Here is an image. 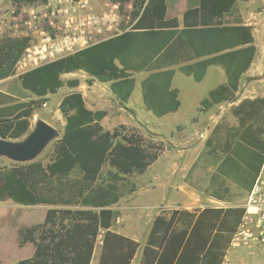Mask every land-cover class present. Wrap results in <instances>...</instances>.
Wrapping results in <instances>:
<instances>
[{"label": "trees", "instance_id": "trees-1", "mask_svg": "<svg viewBox=\"0 0 264 264\" xmlns=\"http://www.w3.org/2000/svg\"><path fill=\"white\" fill-rule=\"evenodd\" d=\"M167 1L135 0L129 29L25 72L19 76L21 87L45 97L64 84L63 74L84 71L108 82L114 97L124 103L134 88L132 72L145 70L149 73L140 83L143 104L153 115L162 116L180 106L178 91L171 86L174 66L200 81L209 65H219L226 82L209 90L199 109L235 101L256 45L250 25L240 17L227 22L225 16L235 13L238 1L249 0H186L181 20L166 17ZM24 46L22 40L0 41V79L13 74ZM66 84L75 87L79 81L71 79ZM34 108L32 102L0 105V138L16 140L26 135ZM59 109L65 123L50 160L39 177L31 182L23 178L25 188L13 200L23 204L74 200L78 207H49L41 222L20 227L17 243H31L33 253L10 264H90L102 229L98 264H131L140 245L110 230L115 212L109 206L121 197L122 175L143 172L157 159L161 147L134 130L105 129L101 120L106 112L87 108L80 91L63 96ZM234 110L237 125L219 140L224 157L217 170L249 191L264 161V129L260 128L264 97L244 99ZM106 164L110 169L102 178ZM75 167L81 176L69 179ZM244 214L245 207L240 205L160 210L151 222L138 264H222Z\"/></svg>", "mask_w": 264, "mask_h": 264}, {"label": "rangeland", "instance_id": "rangeland-1", "mask_svg": "<svg viewBox=\"0 0 264 264\" xmlns=\"http://www.w3.org/2000/svg\"><path fill=\"white\" fill-rule=\"evenodd\" d=\"M174 2L175 0H168V15L181 18L183 8L175 6ZM6 5L20 6L21 3L3 0L0 5V12ZM235 10L234 14L225 16V21L234 22L237 17H240L242 22L252 27L256 45V54L252 64L255 69L252 72L253 76H246L241 79L235 93V101L222 102L208 110H203L202 114H198L194 119H190L191 122L192 120L196 121L194 127L191 124L183 126L173 124L169 126L162 118L152 116L142 106L137 91L139 90L140 81L149 73L145 70L132 72V77L135 80L134 88L129 100L124 103H120L114 97L108 82L97 81L84 71L63 74L61 78L64 84L56 93L47 94L45 97H38L22 88L19 77L10 75L0 79V105L22 102L33 103L35 108L29 118V130L33 128L37 119H41L56 128L61 134L65 119L59 109L60 101L66 94L80 91L88 108L98 110L102 107L106 111V116L102 119V125L105 129L111 131L114 128L119 131H123V129L134 130L159 143L161 149L152 165L143 172L122 175V179L118 182L121 197L115 204L109 206L115 212L110 230H119L130 234L140 243L135 258L136 261L140 257L152 217L159 209L158 206L166 203L167 200L170 201V198L173 203L187 208L246 206L247 192L241 188L239 182L232 180L233 178L225 177L217 170L221 158L224 157L220 150L223 143L219 140L231 126L237 125L234 109L240 101L264 97V0L238 1ZM179 75L181 74L177 72L175 77L179 88H190L191 86L182 81ZM71 79H78L79 84L75 87L68 86L66 81ZM210 86H212V82L206 80L197 88V95L206 96V89ZM183 103V111H186V115L191 113L193 110L189 108V104ZM174 119L184 122L187 118L178 115ZM260 128L264 129V121ZM24 136L25 134L19 139ZM261 137L264 139V133L261 134ZM56 139L48 143L37 157L31 161L16 162L6 157H0V264H10L27 257L29 249L27 247L32 245L27 243L19 246L17 243V230L20 227L41 222L49 207H78L74 204V200L66 204H23L13 200V197L25 188L23 178H28L31 182L40 176L41 169L52 156ZM170 161H173L175 165L170 171L166 172V165ZM184 161H191V164L183 165ZM109 169L110 167L107 164L104 165L100 177L107 178ZM10 173H15V176L8 178L7 176ZM81 173L79 168L77 172L72 170L68 178H79ZM153 175H156L157 178H154ZM212 175H217L216 181L219 182L218 184L212 180ZM163 183L176 187L178 190V186H180L179 195L175 190L170 189L165 192L164 201L160 193V200L151 202L153 199H148L147 192H156L158 188L163 186ZM214 193L222 199L213 198ZM194 196L197 198L194 199ZM152 205L157 206L153 207ZM103 231L102 229L100 232L101 236ZM108 235L109 233L107 239ZM231 248L234 252L242 254L243 259L241 262L233 260L230 264H264V245H231Z\"/></svg>", "mask_w": 264, "mask_h": 264}, {"label": "built area", "instance_id": "built-area-1", "mask_svg": "<svg viewBox=\"0 0 264 264\" xmlns=\"http://www.w3.org/2000/svg\"><path fill=\"white\" fill-rule=\"evenodd\" d=\"M134 1L44 0L6 5L0 12V41L25 42L12 75L19 77L129 29ZM244 207L231 245H264V161ZM97 240L102 244L101 234Z\"/></svg>", "mask_w": 264, "mask_h": 264}, {"label": "crops", "instance_id": "crops-1", "mask_svg": "<svg viewBox=\"0 0 264 264\" xmlns=\"http://www.w3.org/2000/svg\"><path fill=\"white\" fill-rule=\"evenodd\" d=\"M2 1L3 0H0V5H1V3H2ZM249 1H251V0H249ZM175 6L177 5L178 7H180V8H183V11L185 10V8H186V5H187V1L186 0H175ZM183 13V12H182ZM181 16H182V14H181ZM166 17L167 18H170V17H173V16H170V15H168V1H167V12H166ZM175 17H177L178 19H180L181 20V18H179L178 16H175ZM241 21H242V19H241ZM243 24H247V23H244L243 22ZM247 25H249V24H247ZM254 36V35H253ZM254 60V59H253ZM254 62H252L251 64H250V66H249V68L244 72V74H243V77H246V76H253V73L252 72H254V68L252 67V64H253ZM174 68H175V72H174V75H173V78H172V84H171V86L173 87V88H176L177 89V91H178V99H179V101H180V106H179V108L176 110V111H173V112H169V113H167V114H164V115H162V116H156V115H153L152 113H151V111H149V110H147L146 108H145V106H144V104H143V101H142V95H141V85L140 86H138L139 87V90L137 91V92H139V96H140V102H141V104H142V106L147 110V111H149L150 113H151V115L152 116H154V117H157V118H162L166 123H168V125L169 126H172L173 124L175 125L176 124V126H183V125H186V124H191V126H195V124H196V121H193L192 120V122H191V120L190 119H194L198 114H202V111L203 110H200L199 109V102H200V100L204 97L203 95L202 96H198L197 95V92H196V90H197V88H199L200 87V85L201 84H203L206 80H210V82H212V86H210L209 88H207L206 89V95H207V93H208V91L209 90H211L212 88H214V87H216V86H218L219 84H222V83H225L226 82V75H225V72H224V70H223V68L221 67V66H219V65H209L208 67H207V70H206V72H205V75L203 76V78H202V80H200V81H195L193 78H192V76H188V75H185V74H183L182 72H180L178 69H177V66H174ZM177 72H179L181 75H179L182 79V81H184L186 84H188L189 86H191L190 88H188V89H180L179 88V84H177V82H176V80H175V77H176V74H177ZM68 74V73H67ZM242 77V78H243ZM241 78V79H242ZM144 79V78H143ZM142 79V80H143ZM141 80V81H142ZM190 80V81H189ZM141 81H140V83H141ZM192 82H193V85H192ZM240 82H241V80H240ZM239 85H240V83H239ZM137 87V88H138ZM84 99V98H83ZM129 100V99H128ZM127 100V101H128ZM84 102H85V100H84ZM183 102H186L187 104H189V108L190 109H192L193 111H191V113H189V114H187L186 115V111H183V106H184V103ZM86 105V104H85ZM87 107V106H86ZM88 108V107H87ZM90 109V108H89ZM92 110V109H91ZM98 110H104L102 107H101V109H98ZM105 111V110H104ZM106 112V111H105ZM179 115V117H185L186 116V120L184 121V122H181V120H176V119H174V118H176V116H178ZM106 116V115H105ZM101 124H102V120H101ZM103 126V125H102ZM156 161V160H155ZM153 164V162L150 164V165H152ZM188 164H191V161H184V163H183V165H188ZM149 165V166H150ZM173 165H175L174 163H173V161H170V162H168V164L166 165V172L167 171H170L172 168H173ZM148 166V167H149ZM147 167V168H148ZM146 168V169H147ZM80 170V169H79ZM73 171H75V172H77L78 171V167H75L74 169H73ZM165 172L163 171V174H164ZM79 176H81V175H79ZM213 176V175H212ZM153 177L154 178H157V176L156 175H153ZM212 180H213V178H212ZM178 188H179V190L178 189H176V187H171V185H169V184H167V183H163V186H161L160 188H158V190L155 192H147V197H148V199L149 200H152L151 202H157L158 200H160L159 198H161V196L159 197V194L161 193L162 194V200L164 201V199H165V192L166 191H169L170 189H173V190H175L176 191V193H177V195H179V192H180V186H178ZM242 188V187H241ZM243 189V188H242ZM245 192H247L248 193V191H246V190H244ZM168 197H171V196H168ZM212 197L213 198H215V199H222L219 195H217L216 193H214V195H212ZM197 197L196 196H194V199H196ZM170 201H168L167 200V202L166 203H163L162 205H160V206H158L159 207V209L157 210V212L155 213V215L152 217V220H153V218L160 212V210H163V209H188V210H192V209H194V208H202V207H204V206H202V207H190V208H187V207H185V206H183V205H179V204H175V203H173V201H171L172 199L170 198L169 199ZM195 202H196V200H195ZM153 207H156L157 205H152ZM235 206H239V205H235ZM152 220H151V222H152ZM151 222H150V225H151ZM150 225H149V228H150ZM149 228H148V231H149ZM113 232H116V233H118V234H121V235H123V236H126V237H129V238H131L132 240H134V241H136V242H138L137 241V239H135L133 236H131L130 234H127V233H125V232H122V231H119V230H113ZM148 233V232H147ZM147 235V234H146ZM145 238H146V236H145ZM144 242H145V240H144ZM139 243V242H138ZM31 244V243H30ZM144 244V243H143ZM32 245V244H31ZM139 245H140V243H139ZM253 245V244H252ZM252 245H250V246H252ZM26 247V246H25ZM27 248H29L28 249V255H27V257H30L31 255H32V253H33V245L31 246V247H27ZM102 250H103V247H102V244L101 243H99L98 242V240H96V242H95V244H94V249H93V253H92V257H91V261H90V264H98V262H99V260H100V258H101V254H102ZM138 250H139V248L137 249V251H136V253H135V256H134V258H133V260L131 261V264H138V261H136L135 260V258H136V254H137V252H138ZM141 254V253H140ZM26 258V257H25ZM140 258V257H139ZM243 259V257H242V254H240V253H238V252H234L233 250H232V248H231V245L229 246V248H228V250H227V252H226V255H225V257H224V260H223V262H222V264H230V262L231 261H235V262H237V260L238 261H240L241 262V260ZM139 260V259H138Z\"/></svg>", "mask_w": 264, "mask_h": 264}, {"label": "water", "instance_id": "water-1", "mask_svg": "<svg viewBox=\"0 0 264 264\" xmlns=\"http://www.w3.org/2000/svg\"><path fill=\"white\" fill-rule=\"evenodd\" d=\"M59 135L60 132L56 128L37 119L33 128L22 139L0 138V157L16 162L31 161Z\"/></svg>", "mask_w": 264, "mask_h": 264}]
</instances>
